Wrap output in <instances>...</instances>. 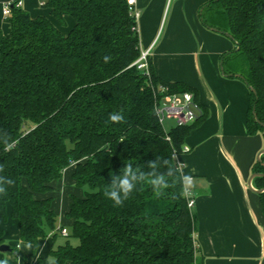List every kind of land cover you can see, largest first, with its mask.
I'll return each mask as SVG.
<instances>
[{
  "label": "trees",
  "instance_id": "1",
  "mask_svg": "<svg viewBox=\"0 0 264 264\" xmlns=\"http://www.w3.org/2000/svg\"><path fill=\"white\" fill-rule=\"evenodd\" d=\"M40 1L61 26L67 18L74 25L65 35L49 17L33 18L13 6L10 33L0 35V132L17 141L10 151L0 144V175L15 181L0 196V219L7 221L11 208L21 242L40 243L52 232L55 240L54 184L73 166L83 195L72 196L66 215L73 222L70 239L38 264H202L196 217L178 170L159 197L147 184L122 207L103 195L125 163L148 171V161L171 158L176 166L173 154L182 153L195 124L166 131L155 112L159 88L196 90L162 80L151 63L150 79L134 66L140 38L127 0ZM206 10L211 18L226 13V32L240 49L223 56L224 73L242 75L256 91L250 90L248 130L264 136V0H213ZM105 55L112 57L108 63ZM117 112L124 123L109 120ZM263 164L264 156L254 173L264 174ZM254 185L264 189V177ZM259 196L264 214V193ZM3 237L0 231V246Z\"/></svg>",
  "mask_w": 264,
  "mask_h": 264
},
{
  "label": "crops",
  "instance_id": "2",
  "mask_svg": "<svg viewBox=\"0 0 264 264\" xmlns=\"http://www.w3.org/2000/svg\"><path fill=\"white\" fill-rule=\"evenodd\" d=\"M18 1L33 18L49 17L65 35L74 25L67 18L66 26H61L40 0H0V35L8 36L11 30L9 18L3 14L5 5ZM212 1L137 0L141 13L137 21L140 52L151 49L150 63L159 78L195 89L203 110L185 140L184 146L190 151L178 157L182 174L194 178L195 239L202 264H264L261 198L248 185L264 150V136L251 135L248 130V85L221 69L223 56L237 46L226 35L205 25L203 13ZM222 30L226 32L228 27ZM73 173L72 166L54 184L58 237L54 240L52 232L36 251H20L21 264H38V260L49 258L52 250L66 242L60 243V229L71 232L73 222L66 215L72 196L83 195V190L75 185ZM253 186L256 188L254 182ZM8 213L7 221L0 219V231L4 233L3 245L13 250L21 242L19 223L11 217V208Z\"/></svg>",
  "mask_w": 264,
  "mask_h": 264
},
{
  "label": "clouds",
  "instance_id": "3",
  "mask_svg": "<svg viewBox=\"0 0 264 264\" xmlns=\"http://www.w3.org/2000/svg\"><path fill=\"white\" fill-rule=\"evenodd\" d=\"M104 62L108 63L112 57L105 55ZM109 120L114 123H124L125 118L122 113H110ZM122 142V141H121ZM17 141L6 132H0V144L5 147L6 151H10L15 147ZM161 167L165 171H161ZM148 171L143 170L139 166H133L132 163H125L120 169V174H112L110 183H107L103 195L113 202L114 207H122L125 201L129 200L132 194L138 190L140 186L147 184L151 187L156 196L164 194L165 190L172 186L174 178L177 176V167L173 165L171 158H160L147 163ZM3 172V165H0V173ZM15 181L5 175H0V196H6L8 188L13 186ZM182 193H188L193 187L192 177L183 175L179 179ZM41 244L33 242H20L11 252L2 253L3 258L0 264H10L12 260L16 264H21V258L18 256L23 249L33 250L40 248Z\"/></svg>",
  "mask_w": 264,
  "mask_h": 264
},
{
  "label": "built area",
  "instance_id": "4",
  "mask_svg": "<svg viewBox=\"0 0 264 264\" xmlns=\"http://www.w3.org/2000/svg\"><path fill=\"white\" fill-rule=\"evenodd\" d=\"M130 15L137 22L141 16L140 11L137 8V0H127ZM17 6L21 8L22 2H10L5 5L3 14L5 18L11 16V8ZM151 49L141 52L139 59L135 62L134 66L146 77L150 79L151 73L149 70ZM155 112L159 124L164 128V122L166 120H174L176 126H187L196 122L199 118V115H202L203 110L199 102L197 101L194 93L185 92V93H170L167 86H160L158 97L156 100ZM169 139V138H168ZM190 148L184 146L182 153L189 152ZM180 153L174 152L173 158L176 161L177 170L182 174L183 165L178 161ZM192 181H193V176ZM184 196L188 203V208L193 211L195 206V198L193 197V191L184 193ZM61 233L64 237L69 235L68 231L63 228ZM196 248L197 247V244Z\"/></svg>",
  "mask_w": 264,
  "mask_h": 264
},
{
  "label": "rangeland",
  "instance_id": "5",
  "mask_svg": "<svg viewBox=\"0 0 264 264\" xmlns=\"http://www.w3.org/2000/svg\"><path fill=\"white\" fill-rule=\"evenodd\" d=\"M204 18H205L206 22L208 23V25L210 24L211 26H213V28L224 29V28L228 27V25H227V16H226V13L223 10H219L218 15L214 16L213 19L209 18L208 11L206 10V15H204ZM243 65L244 64L238 65L237 69L238 70H242ZM175 127H176V123H175L174 120H166L164 122V129L166 131H171ZM67 239H70V238H66V237H62L61 236L60 237V243L61 242H65V240H67Z\"/></svg>",
  "mask_w": 264,
  "mask_h": 264
},
{
  "label": "water",
  "instance_id": "6",
  "mask_svg": "<svg viewBox=\"0 0 264 264\" xmlns=\"http://www.w3.org/2000/svg\"><path fill=\"white\" fill-rule=\"evenodd\" d=\"M212 30H214V31H216V32H220V33L226 35L227 37H229L230 39L233 40V36H232L230 33H227V32H221V31H219V30H217V29H212ZM239 49H240V47L237 48V51H238ZM221 69H222V71H223V73H224L223 65H221ZM224 74H225V73H224ZM234 76H235L236 78H240V79L244 80V77H243L242 75H240V74H236V75H234ZM250 90H252V92H254V93L256 94V91H255L254 89H251V88H250ZM253 115H254V117H255L256 122H258L259 124H261L260 121L258 120V117H257V114H256V110H255V108H254V110H253ZM262 156H264V150H262L261 153L259 154L258 159H257L258 162H262ZM263 165H264V164H263ZM259 177H264V174L254 173V174L251 176L248 185H249V188H250L252 191L256 192L257 194H262V193H264V189H256V188H254V186H253V182H254V180H255L256 178H259ZM0 251H2V252H6V251H12V249H11L9 246H7V245H1V246H0Z\"/></svg>",
  "mask_w": 264,
  "mask_h": 264
}]
</instances>
